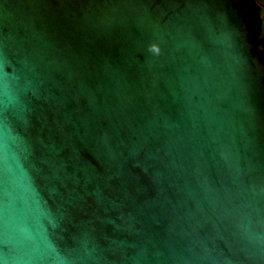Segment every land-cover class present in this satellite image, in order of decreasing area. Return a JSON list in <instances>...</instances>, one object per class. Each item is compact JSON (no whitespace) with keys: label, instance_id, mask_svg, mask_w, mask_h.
I'll return each instance as SVG.
<instances>
[{"label":"water","instance_id":"water-1","mask_svg":"<svg viewBox=\"0 0 264 264\" xmlns=\"http://www.w3.org/2000/svg\"><path fill=\"white\" fill-rule=\"evenodd\" d=\"M262 34L258 0H0V264H264Z\"/></svg>","mask_w":264,"mask_h":264},{"label":"trees","instance_id":"trees-1","mask_svg":"<svg viewBox=\"0 0 264 264\" xmlns=\"http://www.w3.org/2000/svg\"><path fill=\"white\" fill-rule=\"evenodd\" d=\"M258 3L261 6V12L263 14V12H264V0H258ZM263 32H264V19H263ZM262 36H264V34H262Z\"/></svg>","mask_w":264,"mask_h":264},{"label":"clouds","instance_id":"clouds-1","mask_svg":"<svg viewBox=\"0 0 264 264\" xmlns=\"http://www.w3.org/2000/svg\"><path fill=\"white\" fill-rule=\"evenodd\" d=\"M150 51L152 52V53H154V54H159V48L157 47V46H155V45H152L151 47H150Z\"/></svg>","mask_w":264,"mask_h":264},{"label":"flooded vegetation","instance_id":"flooded-vegetation-1","mask_svg":"<svg viewBox=\"0 0 264 264\" xmlns=\"http://www.w3.org/2000/svg\"><path fill=\"white\" fill-rule=\"evenodd\" d=\"M263 19H264V12H263ZM263 34H264V32H263ZM263 38H264V36H262Z\"/></svg>","mask_w":264,"mask_h":264}]
</instances>
